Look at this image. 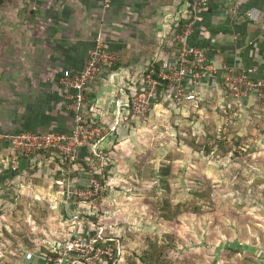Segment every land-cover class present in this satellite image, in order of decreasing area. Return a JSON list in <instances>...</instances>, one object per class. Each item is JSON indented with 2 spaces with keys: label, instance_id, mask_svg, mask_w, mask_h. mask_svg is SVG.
<instances>
[{
  "label": "rangeland",
  "instance_id": "obj_1",
  "mask_svg": "<svg viewBox=\"0 0 264 264\" xmlns=\"http://www.w3.org/2000/svg\"><path fill=\"white\" fill-rule=\"evenodd\" d=\"M31 71L33 78L30 70L6 68L0 54V264H45L40 252L79 230L73 221L79 210L82 236L98 232L108 243L92 264H146L155 255L161 264H264V149L259 130L244 131L251 121L240 107L226 100L220 107L211 93L199 106L175 101L161 88L140 113L121 115L116 127L114 117L94 123L84 111L100 129L82 142L78 160L105 173L101 187L83 163L71 168L58 153L28 152L27 140L17 149L2 139L56 132L50 120L58 118L47 111L53 103L61 111L60 131L74 127L68 102L52 101L40 70ZM94 182L99 193L105 189L101 199L70 194L89 191ZM195 200L205 204L198 213L190 209ZM177 210L173 220L163 217ZM26 251L35 259L23 261ZM110 252L114 263L105 259Z\"/></svg>",
  "mask_w": 264,
  "mask_h": 264
},
{
  "label": "crops",
  "instance_id": "obj_2",
  "mask_svg": "<svg viewBox=\"0 0 264 264\" xmlns=\"http://www.w3.org/2000/svg\"><path fill=\"white\" fill-rule=\"evenodd\" d=\"M239 4L237 13L228 1L199 12L191 43L205 49L216 67L253 68L264 78V0H239ZM186 6L187 0H115L109 7L105 0H0V54L8 69L30 70L29 77L34 75L31 70H40L39 83L49 88L46 93L52 101L59 102L61 97L67 103L61 86L63 72L83 69L101 41L107 51L120 56V63L90 85L87 98L91 100L85 103V112L94 123L101 115L106 122L114 117L116 127L124 120L120 116L127 115V110L119 111L116 104L130 94V79L141 81L147 68L177 55L175 25L183 20ZM143 88L140 84L139 90ZM208 93L220 107L225 100L230 107L221 86L207 82L200 95ZM240 108L251 121L244 131L252 134L259 130V145L264 149V109L253 98L243 100ZM47 111L55 116L52 119L58 118L56 123L50 120L51 129L64 133L59 128V108L53 103ZM68 118L71 113L66 122Z\"/></svg>",
  "mask_w": 264,
  "mask_h": 264
},
{
  "label": "built area",
  "instance_id": "obj_3",
  "mask_svg": "<svg viewBox=\"0 0 264 264\" xmlns=\"http://www.w3.org/2000/svg\"><path fill=\"white\" fill-rule=\"evenodd\" d=\"M112 1L115 0H105L106 6L109 7ZM221 1L233 3L235 13L240 9L239 0H187L183 20H179L175 25V42L178 44L177 55L172 59L169 57L162 59L159 72L156 71L155 66H150L145 70L141 81L140 79H130V94L126 95V99L117 100L116 108L119 111L126 109L127 114H130L132 110L140 113L142 104L148 105L161 88L163 92L172 94L175 101L184 99L199 106L200 102L203 101L200 92L207 82L213 86L222 87L224 97L230 101V107L233 105L240 107L243 100L253 98L254 102L264 109V78H260L255 69H238L229 65L216 67L205 49L191 43L190 38L199 23V12L208 10ZM119 63L120 56L107 51L101 41L98 40L83 69H68L63 72L61 86L65 89V99L74 119V128L70 133L5 135L2 139L17 149L24 144L22 140H27L32 148H27L26 151L38 153L51 151L58 153L65 161L75 164L79 158L78 149L82 142L95 134L99 135L98 129L100 128H93L85 118V102L90 85L106 69L113 68ZM113 76L116 74L113 73ZM113 76L110 77L113 78ZM140 84L144 87L141 90H139ZM147 90L151 91L148 97L144 95ZM59 183L62 184V182ZM70 194L77 198L97 197L100 194L99 184L94 182V186L92 185L89 191L87 189H74L70 191ZM82 213L79 210L73 216L75 224L80 226L79 230H76L75 227L67 235L66 240L54 239L49 249L50 252H40V259L45 264H92L94 259H98L100 253L107 250L108 247L101 245L105 240H102L98 232H92L93 235L88 238L82 236ZM35 257L33 251H26L24 261L30 262ZM105 259L114 263L113 252L107 253Z\"/></svg>",
  "mask_w": 264,
  "mask_h": 264
},
{
  "label": "trees",
  "instance_id": "obj_4",
  "mask_svg": "<svg viewBox=\"0 0 264 264\" xmlns=\"http://www.w3.org/2000/svg\"><path fill=\"white\" fill-rule=\"evenodd\" d=\"M156 67V71L157 72H159V68H160V64L159 65H156L155 66ZM48 153H50V152H48ZM68 164H69V167H71V168H73V166L74 165H77L78 163H83L84 165H86L87 166V168H86V170H87V173H93V174H95V177L101 182V184H103L102 186L104 187L105 186V184H106V177H105V173H103V172H101V174H97L96 172H94V169L91 167V164H88L86 161H84V160H78L75 164H71V163H69V162H67ZM59 180H57L58 181V183L59 182H62L63 183V176H62V174L61 173H59V178H58ZM68 183H69V181H66V185H65V187L68 185ZM106 192H105V189H102L101 191H100V195L99 196H97V198L98 199H101L102 198V196L105 194ZM199 194V193H198ZM209 193H202L201 194V196L202 197H205V198H207V199H209V201H211L210 200V198H209ZM96 198V197H95ZM197 200H195L193 203H190V206H191V211H193V212H195V213H198V212H200V210L202 209V207L205 205V204H198V202H196ZM205 203H208L207 201L205 202ZM187 207V206H186ZM182 212V210H177L176 212H173V213H171V214H169V215H165V216H163L165 219H167V220H169V221H171V220H173L178 214H180ZM95 221H96V219H95ZM89 226H92V227H94L95 225H94V223H92V222H89ZM89 231H91V230H89ZM93 232V231H92ZM92 232H89V233H91L92 234ZM108 243L107 242H105V243H101V245L102 246H106ZM20 250H22V249H20ZM44 251V250H43ZM44 253H47V252H44ZM156 254H161V253H159V252H156ZM18 257H17V262L19 261V260H23V256H20V255H18V254H16ZM146 262V264H161L160 263V258L158 257V255H155L154 257H147L146 258V260H145ZM133 264H137L136 262H133Z\"/></svg>",
  "mask_w": 264,
  "mask_h": 264
}]
</instances>
